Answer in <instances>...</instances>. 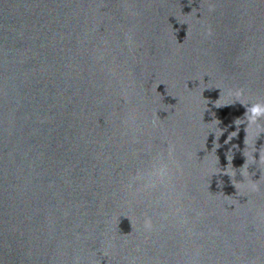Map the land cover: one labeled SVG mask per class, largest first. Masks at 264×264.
Wrapping results in <instances>:
<instances>
[{
    "label": "water",
    "instance_id": "water-1",
    "mask_svg": "<svg viewBox=\"0 0 264 264\" xmlns=\"http://www.w3.org/2000/svg\"><path fill=\"white\" fill-rule=\"evenodd\" d=\"M239 88L264 0H0V264H264Z\"/></svg>",
    "mask_w": 264,
    "mask_h": 264
},
{
    "label": "clouds",
    "instance_id": "clouds-1",
    "mask_svg": "<svg viewBox=\"0 0 264 264\" xmlns=\"http://www.w3.org/2000/svg\"><path fill=\"white\" fill-rule=\"evenodd\" d=\"M244 94H245V90L243 88L236 89L234 92V95L237 97V100L246 107V112L243 118H237L234 121V123L237 125V131L232 132V136L237 137L239 134V126L242 124H246L247 125L246 133L248 132L250 128L255 126L257 129H259L256 135L257 137H260L261 134H264V124L261 123L262 121H264V101H257V102L245 105L243 101L240 99L241 97L244 96ZM217 107H223V106H217ZM163 174H164V171L161 170L160 175L162 176ZM151 186H155V185L153 184ZM153 227H154V224H153L152 218L146 217L144 219V228L147 229L148 231H151ZM129 234H126V235H129Z\"/></svg>",
    "mask_w": 264,
    "mask_h": 264
}]
</instances>
